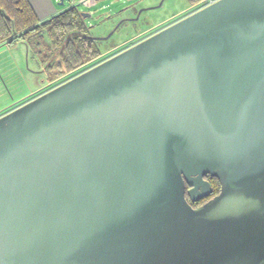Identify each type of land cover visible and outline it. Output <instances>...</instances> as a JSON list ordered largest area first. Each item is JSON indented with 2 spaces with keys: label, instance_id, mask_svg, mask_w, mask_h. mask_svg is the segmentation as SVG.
<instances>
[{
  "label": "water",
  "instance_id": "water-1",
  "mask_svg": "<svg viewBox=\"0 0 264 264\" xmlns=\"http://www.w3.org/2000/svg\"><path fill=\"white\" fill-rule=\"evenodd\" d=\"M0 264H264V0H215L0 116Z\"/></svg>",
  "mask_w": 264,
  "mask_h": 264
},
{
  "label": "rangeland",
  "instance_id": "rangeland-1",
  "mask_svg": "<svg viewBox=\"0 0 264 264\" xmlns=\"http://www.w3.org/2000/svg\"><path fill=\"white\" fill-rule=\"evenodd\" d=\"M64 6H76L80 13L88 15L84 19L91 27L89 35L104 59L130 47L138 39L163 28L171 21L181 19L191 10L189 0H65ZM27 42H30L28 54ZM26 43H19L12 49H0V64H6V70L10 72L8 85L6 79V83L1 77L0 81L5 87L11 86L14 94L19 90V95L27 94L30 90L32 96H35L39 89L45 90L50 81L46 61L50 58L51 42L46 35L35 34ZM17 57L19 62L14 63ZM1 91L4 92V89L0 84ZM7 98L12 99L10 93Z\"/></svg>",
  "mask_w": 264,
  "mask_h": 264
},
{
  "label": "trees",
  "instance_id": "trees-1",
  "mask_svg": "<svg viewBox=\"0 0 264 264\" xmlns=\"http://www.w3.org/2000/svg\"><path fill=\"white\" fill-rule=\"evenodd\" d=\"M208 1L190 0L191 8L195 11ZM90 28L75 7L39 23L28 0H0V43L28 41L29 37L42 32L53 41L56 49L46 61L50 84H60L104 60L89 35ZM54 55L57 61H50ZM205 178L213 186V194H218V179L210 175Z\"/></svg>",
  "mask_w": 264,
  "mask_h": 264
},
{
  "label": "crops",
  "instance_id": "crops-1",
  "mask_svg": "<svg viewBox=\"0 0 264 264\" xmlns=\"http://www.w3.org/2000/svg\"><path fill=\"white\" fill-rule=\"evenodd\" d=\"M28 2L30 3V5H31V7H32V9H33V11H34V13H35V15H36V18H37V20H38V22L40 23V22H43V21H45V20H47V19H49V18H51V17H53V16H55V15H57V14H60L61 12H63V11H65V10H67L68 8H70L71 6H69L68 8L67 7H65L64 6V3L63 4H60V0H28ZM64 2H65V0H64ZM189 2H190V0H189ZM190 4H191V2H190ZM194 11V8H191V10H190V12L189 13H191V12H193ZM189 13H187V15L189 14ZM173 22H175V20H173V21H171L170 23H168L167 25H169V24H171V23H173ZM88 24V23H87ZM166 25V26H167ZM165 27V26H164ZM163 27V28H164ZM162 29V28H161ZM160 30V29H159ZM158 31V30H157ZM156 32V31H155ZM154 33V32H153ZM42 35H46L48 38H49V40H50V42H51V47H50V51H51V53H50V55L48 56V57H50L51 56V54H52V52H53V50L54 49H56V47H55V45H54V43H53V41L50 39V37L45 33V32H42L41 33ZM152 34V33H151ZM148 36V35H147ZM147 36H144V37H142V38H140V39H138L136 42H138V41H140L141 39H143V38H145V37H147ZM135 42V43H136ZM19 43H23V44H25L26 43V41H16V42H2V43H0V49L1 48H7V49H12V48H16L17 47V44H19ZM30 42H27L26 43V48H27V54L28 53H30V44H29ZM25 48V49H26ZM39 57V56H38ZM1 59V58H0ZM38 59H40V57L38 58ZM57 59H58V57L57 56H53L52 58H51V60L50 61H57ZM45 60V59H44ZM19 62V59H18V57H17V59H15V62L14 63H18ZM47 63V62H46ZM2 65V67H0V77H1V79L3 80V81H5V79H6V81H7V84L6 85H8V77H10L9 76V74H10V72H8L6 69V67H7V65L5 64H3V62H1V64H0V66ZM48 65H49V63L47 64V66H46V68L48 69ZM19 66H17V68H18ZM5 69V70H4ZM30 72V71H29ZM34 73H37L38 74V72H34ZM23 74V73H22ZM38 76H40V75H38ZM6 81H5V83H6ZM60 83V82H59ZM0 84H1V87H3V89H4V92L3 91H1L2 93H0V104L1 105H3V106H1L0 107V116H2L3 114H5V113H7L8 111H11L12 109H14V108H16V107H18V106H20V105H22L23 103H25V102H27V101H29V100H31V99H33L34 97H36V96H38V95H40V94H42L43 92H45V91H47V90H49V89H51V88H53L54 86H56L57 84H50V81H49V83H48V85H47V87L45 88V90H41V89H39V92H36L37 94H35V96L33 95L32 96V91H30L29 90V92H27V94H25V93H23V94H21V95H19L21 92H17V93H13V90H12V88H11V86H10V88H9V86L6 88L5 86H4V84L2 83V81H0ZM13 86V85H12ZM2 89V88H1ZM10 90H12V91H10ZM8 91H9V93L11 94V98L12 99H8L7 98V96H9V93H8ZM43 91V92H42ZM19 95V96H18ZM18 96V98L19 99H17L16 100V97ZM33 97V98H32Z\"/></svg>",
  "mask_w": 264,
  "mask_h": 264
},
{
  "label": "flooded vegetation",
  "instance_id": "flooded-vegetation-1",
  "mask_svg": "<svg viewBox=\"0 0 264 264\" xmlns=\"http://www.w3.org/2000/svg\"><path fill=\"white\" fill-rule=\"evenodd\" d=\"M186 16V15H185ZM153 34V33H152ZM151 35V34H150ZM149 36V35H148ZM207 179V178H206ZM208 180V179H207ZM187 189H190V187L189 186H187ZM214 196V194H211L210 196H208V197H206V198H203V199H201V200H199V201H196V202H194V201H192L190 198H189V196H188V200H189V202L194 206V207H198V206H200V205H202V204H204L207 200H209L211 197H213Z\"/></svg>",
  "mask_w": 264,
  "mask_h": 264
},
{
  "label": "built area",
  "instance_id": "built-area-1",
  "mask_svg": "<svg viewBox=\"0 0 264 264\" xmlns=\"http://www.w3.org/2000/svg\"><path fill=\"white\" fill-rule=\"evenodd\" d=\"M215 0H209L205 5H208V4H210V3H212V2H214ZM204 5V6H205Z\"/></svg>",
  "mask_w": 264,
  "mask_h": 264
}]
</instances>
